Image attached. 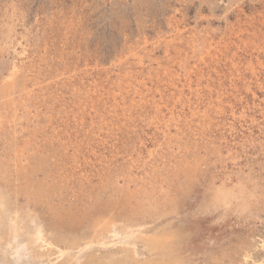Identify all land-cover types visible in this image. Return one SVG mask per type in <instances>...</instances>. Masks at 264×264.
<instances>
[{
    "label": "rangeland",
    "instance_id": "obj_1",
    "mask_svg": "<svg viewBox=\"0 0 264 264\" xmlns=\"http://www.w3.org/2000/svg\"><path fill=\"white\" fill-rule=\"evenodd\" d=\"M0 117V188L35 208L52 240L48 205L167 191L158 203L171 214L136 221L143 234L173 220L184 264H264V0H0ZM103 246L86 253L121 248ZM56 250L50 264L76 255L56 262Z\"/></svg>",
    "mask_w": 264,
    "mask_h": 264
},
{
    "label": "bare ground",
    "instance_id": "obj_2",
    "mask_svg": "<svg viewBox=\"0 0 264 264\" xmlns=\"http://www.w3.org/2000/svg\"><path fill=\"white\" fill-rule=\"evenodd\" d=\"M178 19V18H177ZM174 29V28H172ZM176 30V29H175ZM181 33V31H178ZM178 34V33H177ZM164 38V37H163ZM160 40V39H159ZM174 40V39H173ZM147 41V40H146ZM179 41V40H178ZM149 42V41H148ZM147 42V43H148ZM146 43V42H145ZM180 43V42H179ZM174 47V46H173ZM167 51V50H166ZM209 52V51H208ZM207 52V53H208ZM135 54V53H134ZM126 55V54H125ZM169 57V56H168ZM201 59V57H200ZM169 60V58H168ZM107 62V61H106ZM196 67V65H195ZM19 73V68L14 65L7 77L10 87L15 83V77ZM189 73V72H188ZM75 74V73H74ZM180 74V73H179ZM26 75V74H25ZM25 77V76H24ZM127 77V75H126ZM134 77V76H133ZM180 77V76H179ZM131 79V78H130ZM188 87L191 86V77L187 74ZM170 79L169 82H172ZM25 82V81H24ZM120 83V82H119ZM2 84H4L2 82ZM1 84V85H2ZM24 84V83H22ZM26 84V83H25ZM169 84V83H168ZM5 85V84H4ZM17 85V84H16ZM19 85H21L19 83ZM18 85V86H19ZM175 86V84H172ZM16 86V87H18ZM26 86V85H25ZM185 85H183L184 87ZM11 87V88H12ZM22 87V86H21ZM64 87V86H63ZM177 87V86H176ZM20 88V87H18ZM118 88V87H117ZM137 88V87H136ZM140 88V87H139ZM34 89V88H33ZM198 89V88H197ZM26 90V89H25ZM151 90V89H150ZM16 91V90H15ZM24 91V90H22ZM30 91V90H29ZM157 91V90H156ZM28 92V91H27ZM116 92V91H115ZM26 93V91H25ZM160 93V92H159ZM183 93V92H182ZM9 94V93H8ZM118 94V93H117ZM137 96H142V91L135 90ZM8 96V95H7ZM28 96V95H27ZM202 96V95H201ZM86 97V96H85ZM87 98V97H86ZM32 99V98H31ZM141 99V98H140ZM149 99V98H148ZM129 100V99H128ZM137 100V99H136ZM139 100V99H138ZM144 100V99H143ZM179 101V100H178ZM135 102V101H134ZM148 102V101H147ZM116 103V102H115ZM132 103V102H131ZM136 103V102H135ZM142 103V102H141ZM118 104V103H117ZM139 105V103H137ZM13 105V104H12ZM135 105V104H134ZM136 105V106H138ZM21 106V105H20ZM133 106V105H132ZM140 106V105H139ZM155 106V105H154ZM63 107V106H62ZM110 107V106H109ZM121 107V106H120ZM124 107H126L124 105ZM134 107V106H133ZM13 108V107H12ZM85 108V107H83ZM129 108V107H128ZM137 108V107H136ZM156 108V107H155ZM21 109V108H20ZM53 109V108H52ZM61 109V108H60ZM132 109V108H131ZM10 110V109H9ZM16 110V108H15ZM28 110V109H26ZM50 110V109H49ZM135 110V109H134ZM219 110V109H218ZM78 111V110H77ZM133 111V110H132ZM17 113V112H16ZM28 113V112H26ZM25 113V114H26ZM47 113V112H46ZM65 113V112H64ZM130 113V112H129ZM48 114V113H47ZM125 114V113H124ZM155 114V113H154ZM24 115V114H23ZM70 115V114H69ZM74 115V114H73ZM113 115V114H112ZM21 116V115H19ZM116 116V115H115ZM165 116V115H163ZM66 117V116H65ZM74 117V116H73ZM114 117V116H113ZM180 117V116H179ZM1 118V117H0ZM15 118V117H14ZM20 118V117H19ZM103 118V117H102ZM136 118V117H135ZM152 118V117H151ZM156 118V117H155ZM13 119V118H12ZM49 119V117H48ZM63 119V118H62ZM107 119V118H106ZM144 119V118H143ZM153 119V118H152ZM164 119V118H163ZM19 120V119H18ZM28 120V119H27ZM102 120V119H101ZM117 120V119H116ZM157 120V119H156ZM205 120V119H204ZM2 121V120H1ZM63 121V120H62ZM65 121V119H64ZM83 121V120H82ZM103 121H105L103 119ZM114 121V120H113ZM38 122V121H37ZM91 122V121H90ZM107 122V121H106ZM152 122V120H151ZM150 122V123H151ZM16 123V122H15ZM61 123V122H60ZM124 123V122H123ZM65 124V123H64ZM92 124V123H91ZM111 124V123H110ZM125 124V123H124ZM200 124V123H198ZM113 125V124H112ZM111 125V126H112ZM117 125V124H116ZM155 125V124H154ZM157 125V124H156ZM19 126V125H18ZM107 126V125H106ZM200 126V125H199ZM205 126V125H204ZM44 127V126H43ZM94 127V126H93ZM19 128V127H18ZM17 128V129H18ZM98 128V127H97ZM100 128V127H99ZM112 128V127H111ZM114 128V127H113ZM204 128V127H203ZM16 129V130H17ZM101 129V128H100ZM139 129V128H138ZM144 129V128H143ZM70 130V129H69ZM158 130V129H157ZM169 130V129H168ZM22 131V129H21ZM39 131V130H38ZM103 131V130H102ZM40 132V131H39ZM108 132V131H107ZM21 133V132H20ZM88 133V132H87ZM100 133V131H99ZM53 134V133H52ZM55 135V133H54ZM103 135V134H102ZM57 136V135H56ZM69 136V135H68ZM93 136V135H92ZM95 136V135H94ZM29 137V136H28ZM58 137V136H57ZM64 137V136H63ZM96 137V136H95ZM186 137V136H185ZM15 138V137H14ZM22 138V137H21ZM35 138V136H34ZM97 138V137H96ZM171 138V137H170ZM46 139V138H45ZM86 139V138H85ZM27 140V139H26ZM29 140V139H28ZM166 140V139H165ZM16 141V140H15ZM35 141V140H34ZM71 141V140H70ZM10 143V142H9ZM81 143V142H80ZM88 143V142H87ZM93 143V142H92ZM15 144V143H14ZM31 144V143H30ZM37 144V143H36ZM36 144H34L36 146ZM66 144V143H65ZM77 144V143H76ZM75 144V145H76ZM91 144V143H90ZM171 145V144H170ZM169 145V146H170ZM91 146V145H90ZM8 147V146H7ZM15 147V146H14ZM25 147V146H24ZM27 147V146H26ZM63 147V146H62ZM98 147V146H97ZM168 147V146H165ZM174 147V146H172ZM17 148V145H16ZM19 148V147H18ZM28 148V147H27ZM31 148V147H30ZM41 148V147H40ZM43 148V147H42ZM52 148V146H51ZM120 148V147H119ZM170 148V147H169ZM178 148V147H177ZM10 149V148H9ZM21 149V147H20ZM89 149V148H88ZM93 150V148H91ZM187 149V148H186ZM33 150V148H32ZM38 150V149H37ZM80 150V149H79ZM153 150V149H152ZM181 150V149H180ZM188 150V149H187ZM196 150V149H195ZM17 151V149H16ZM28 151V150H26ZM43 151V150H42ZM46 151V150H45ZM66 151V150H65ZM95 151V149H94ZM97 151V150H96ZM164 151V150H163ZM171 151V150H170ZM174 151V150H173ZM20 152V151H19ZM88 152V151H87ZM152 152V151H151ZM156 152V151H155ZM172 152V151H171ZM33 153V151H32ZM40 153V152H39ZM66 153V152H65ZM91 153V152H90ZM174 153V152H173ZM177 153V152H176ZM181 153V152H180ZM8 154V153H7ZM12 154V153H11ZM28 154V153H27ZM30 154V153H29ZM78 152L75 154L77 156ZM150 154V153H149ZM157 154V153H156ZM155 154V155H156ZM159 154V153H158ZM166 154V153H165ZM175 154V153H174ZM178 154V153H177ZM14 155V153L12 154ZM38 155V154H37ZM44 156V154L42 153ZM50 155V154H49ZM151 155V154H150ZM19 156V155H18ZM29 156V155H28ZM39 156V155H38ZM41 156V158L43 157ZM57 156V155H56ZM67 156V155H66ZM97 156V155H96ZM153 156V155H152ZM176 156V155H175ZM8 157V156H7ZM17 157V156H15ZM32 157V156H31ZM46 157V156H45ZM58 157V156H57ZM60 157V156H59ZM90 157V156H89ZM106 157V156H105ZM141 157V156H140ZM158 157V156H157ZM188 157V156H187ZM6 158V157H5ZM20 158V157H19ZM27 158V155H26ZM38 158V157H37ZM74 158V157H73ZM76 158V157H75ZM131 158V157H130ZM154 158V157H153ZM10 159V158H9ZM6 158V160H9ZM15 159V158H13ZM30 159V157H29ZM28 159V160H29ZM35 159V158H34ZM39 159V158H38ZM78 159V158H77ZM76 159V160H77ZM80 159V158H79ZM91 159V158H90ZM140 159V158H139ZM159 159V158H158ZM162 159V158H161ZM40 160V159H39ZM12 161V160H11ZM14 161V160H13ZM21 161V160H20ZM36 161V160H34ZM33 161V162H34ZM114 161V160H113ZM169 162V159L167 160ZM171 161V160H170ZM26 162V160H25ZM39 162V161H38ZM37 162V164H38ZM68 162V161H67ZM140 162V161H139ZM158 162V161H157ZM180 161H178L179 163ZM4 163V161H3ZM2 163V164H3ZM15 163V162H14ZM24 163V162H23ZM59 163V162H58ZM73 163V162H72ZM177 163V162H176ZM6 164V163H5ZM26 164V163H25ZM57 164V162H56ZM61 164V163H60ZM58 164V165H60ZM74 164V163H73ZM87 164V163H86ZM113 164V163H112ZM163 164V163H162ZM165 164V163H164ZM10 165V164H9ZM54 165V164H53ZM110 165V164H109ZM120 165V164H119ZM144 165V164H143ZM142 165V166H143ZM154 165V164H153ZM166 165V164H165ZM172 165V164H171ZM179 165V164H178ZM189 165V163L187 164ZM13 166V165H12ZM24 166V165H23ZM30 166V165H29ZM36 166V165H35ZM84 166V165H83ZM107 166V165H106ZM118 166V165H117ZM116 166V167H117ZM148 166V165H146ZM5 167V166H4ZM16 167V166H15ZM20 167V165H19ZM81 167V166H80ZM115 167V166H113ZM144 167V166H143ZM153 167V166H151ZM177 167V165H176ZM179 167V166H178ZM191 167V166H190ZM25 168V167H24ZM74 168H76L74 166ZM91 168V167H90ZM110 168V167H109ZM123 168V166H122ZM23 169V168H22ZM21 169V170H22ZM26 169V168H25ZM24 169V171H25ZM44 169V168H43ZM133 169V168H132ZM1 170H3L1 168ZM17 170V169H16ZM19 170V169H18ZM31 170V169H30ZM45 170V169H44ZM63 170V169H62ZM114 170V169H113ZM124 170V169H123ZM131 170V169H130ZM145 170V169H144ZM157 170V169H156ZM155 170V171H156ZM162 170V169H161ZM169 170V169H168ZM15 171V170H13ZM12 171V172H13ZM24 176L25 175V172ZM39 171V170H38ZM84 171V170H83ZM129 171V170H128ZM154 171V172H155ZM159 171V170H158ZM163 171V170H162ZM176 171V170H175ZM180 171V170H179ZM2 172V171H1ZM20 172V171H19ZM27 172V170H26ZM33 172V171H32ZM36 172V171H35ZM46 172V171H45ZM44 172V173H45ZM49 172V171H48ZM47 172V173H48ZM86 172V170H85ZM88 172V171H87ZM95 172V171H94ZM93 172V173H94ZM98 172V171H97ZM106 172V171H105ZM110 172V171H109ZM127 172V171H126ZM160 172V171H159ZM165 172V171H164ZM167 172V170H166ZM7 172H4L6 174ZM51 173V172H50ZM75 173V171H74ZM90 173V172H89ZM92 173V172H91ZM108 173V172H107ZM131 173V172H130ZM170 173V172H169ZM14 174V173H13ZM36 174V173H35ZM110 174V173H109ZM118 174V173H117ZM116 174V175H117ZM120 174V173H119ZM118 174V175H119ZM138 174V173H137ZM136 174V175H137ZM150 174V172H149ZM172 174V173H171ZM177 174V173H176ZM175 174V175H176ZM179 174V173H178ZM3 175V174H2ZM19 175V174H18ZM21 175V174H20ZM38 175V174H37ZM50 175V174H48ZM47 175V177H48ZM88 175V174H87ZM91 175V174H90ZM94 175V174H93ZM108 175V174H106ZM112 175V174H111ZM123 175V174H122ZM133 175V174H132ZM141 175V174H140ZM151 175V174H150ZM155 175V174H152ZM95 176V175H94ZM130 176V175H129ZM147 176V175H146ZM145 176V178H146ZM156 176V175H155ZM167 176V175H165ZM29 177V175H28ZM46 177V178H47ZM50 177V176H49ZM69 177V176H68ZM79 177V176H78ZM101 177V176H100ZM112 177V176H110ZM116 177V176H115ZM126 177V176H125ZM143 177V176H142ZM152 177V176H151ZM31 178V177H30ZM37 178V177H36ZM76 178V177H75ZM82 178V176H81ZM94 178V177H93ZM98 178V176H97ZM102 178V177H101ZM100 178V179H101ZM134 178V177H133ZM148 178V177H147ZM156 178V177H155ZM160 178V177H159ZM168 178V177H167ZM170 178V176H169ZM11 179V178H10ZM14 179V178H13ZM22 179V178H21ZM24 179V177H23ZM22 179V180H23ZM45 179V178H44ZM73 179V178H72ZM87 179V178H86ZM85 179V180H86ZM108 179V178H107ZM113 179V177H112ZM122 178H120L121 180ZM127 180V178H125ZM132 179V178H131ZM140 179V178H139ZM157 179V178H156ZM163 179V178H162ZM166 179V177H165ZM4 180V179H3ZM7 180V179H6ZM15 180V179H14ZM60 180V179H59ZM84 180V179H83ZM93 180V179H92ZM95 180V178H94ZM134 180V179H133ZM149 180V179H148ZM184 180V179H183ZM29 181V180H28ZM51 181V178H50ZM68 181V180H67ZM97 181V180H96ZM108 181V180H107ZM110 181V180H109ZM115 181V180H114ZM129 181V180H128ZM139 181V180H138ZM137 181V182H138ZM141 181V179H140ZM143 181V180H142ZM161 181V180H160ZM5 182V181H4ZM8 182V181H7ZM12 182V181H11ZM10 182V183H11ZM22 182V181H21ZM30 182V181H29ZM28 182V183H29ZM42 182V181H41ZM135 182V181H134ZM157 182V181H155ZM31 183V182H30ZM39 181L37 182V184ZM81 183V182H80ZM93 183V182H92ZM107 183V182H106ZM113 183V182H112ZM122 183V182H121ZM150 183V181H149ZM148 183V184H149ZM26 184V182H25ZM24 184V185H25ZM51 184V183H50ZM84 184V183H83ZM111 184V183H110ZM109 184V185H110ZM114 184V183H113ZM136 184V183H135ZM134 184V185H135ZM5 185V184H4ZM14 185L13 183L9 184ZM28 185V184H27ZM32 185V184H30ZM29 185V186H30ZM36 185V184H35ZM41 185V184H40ZM44 185V184H43ZM89 185V184H88ZM95 185V184H94ZM119 185V184H118ZM117 185V186H118ZM128 185V184H127ZM126 185V187H127ZM133 185V186H134ZM170 185V184H169ZM168 185V187H169ZM3 186V185H2ZM28 186V187H29ZM37 186V185H36ZM39 186V185H38ZM37 186V187H38ZM46 186V185H45ZM68 186V185H67ZM92 186V185H91ZM100 186V185H99ZM121 186V185H120ZM129 186V185H128ZM146 186V185H145ZM148 186V185H147ZM35 187V188H37ZM57 187V186H55ZM54 187V188H55ZM69 187V186H68ZM85 187V186H84ZM89 187V186H88ZM87 187V188H88ZM110 187V186H109ZM124 187V186H122ZM157 187V186H156ZM155 187V188H156ZM20 188V187H18ZM32 188V187H31ZM67 188V187H66ZM86 188V187H85ZM142 188V187H141ZM148 188V187H147ZM152 188V187H151ZM160 188V187H159ZM162 188V187H161ZM160 188V190H161ZM22 189V188H21ZM39 189V188H38ZM46 189V188H44ZM48 189V188H47ZM57 189V188H56ZM64 189V188H63ZM62 189V190H63ZM83 189V188H81ZM98 189V188H97ZM111 189V188H110ZM153 189V188H152ZM9 190V188H8ZM28 190V189H27ZM54 190V189H51ZM65 190V189H64ZM71 190V189H70ZM99 190V189H98ZM118 190V188H117ZM156 190V189H155ZM12 191V190H11ZM21 191V190H20ZM33 191V190H32ZM40 191V190H39ZM38 191V192H39ZM44 191V190H42ZM97 191V190H96ZM112 191V189L110 190ZM157 191V190H156ZM148 189L134 191L133 189H120L106 194L104 192L83 193L81 196L82 205L75 208H65L62 205H48L46 213L50 217V226L55 231L53 240L48 236L45 222L42 221L39 213L29 207H22L13 204L8 192L0 188V264H50L49 253L53 247L56 251V262L65 255L75 252V257H71L69 264H184L183 246L184 240L181 232L173 228V220L163 226H159L152 233L143 234L135 224L136 221L151 219L156 221L166 215L161 205L160 199L170 202L167 191H162L160 197H156L155 192ZM22 192V191H21ZM25 192V191H24ZM37 192V191H36ZM46 192V191H45ZM48 192V191H47ZM53 192V191H52ZM50 191V193H52ZM73 192V191H72ZM33 193V192H32ZM169 193H171L169 191ZM20 194V192H19ZM17 194V195H19ZM26 194V192H25ZM42 194V193H41ZM60 194V193H59ZM68 194V192H67ZM31 195V194H30ZM36 195V194H34ZM38 195V193H37ZM44 195V194H43ZM52 197V194H50ZM58 195V194H57ZM80 195V194H79ZM106 199L104 200L103 197ZM159 195V194H157ZM29 196V195H28ZM49 196V195H47ZM12 197V196H11ZM39 197V196H37ZM46 198V196H44ZM50 197V198H51ZM63 197V196H62ZM102 197V198H100ZM216 199L228 203L231 193L223 188L216 189ZM26 198V197H25ZM32 199V197H30ZM29 198V199H30ZM35 198V197H34ZM41 198V197H40ZM48 198V197H47ZM16 199V197H15ZM14 199V201H15ZM39 199V198H37ZM62 199V198H61ZM64 199V198H63ZM68 199V197H67ZM95 199L93 205L85 201ZM36 200V198L34 199ZM42 200V199H41ZM75 201V200H74ZM36 202V201H35ZM38 202V201H37ZM16 203V202H15ZM39 203V202H38ZM63 203V202H62ZM89 203V202H88ZM163 203V202H162ZM19 204V203H18ZM26 204V203H25ZM47 204V203H45ZM52 204V203H50ZM72 204V203H71ZM164 204V203H163ZM28 205V204H27ZM37 205V204H36ZM39 205V204H38ZM43 206L42 204H40ZM39 205V206H40ZM160 205V206H159ZM169 205V204H168ZM33 206V205H32ZM167 205H164L166 209ZM38 208V206H37ZM41 208V207H39ZM171 208V207H170ZM42 210V209H40ZM167 210V209H166ZM170 212V209H169ZM167 212V213H169ZM171 214V213H169ZM168 215V214H167ZM44 219V218H43ZM47 220V218H45ZM173 219V218H171ZM148 221V220H147ZM146 222V221H145ZM149 224V222H148ZM154 224V223H153ZM47 225V223H46ZM150 225V224H149ZM147 226V224H146ZM49 229V227L47 226ZM51 228V227H50ZM83 228L88 234L83 237L77 235ZM144 228V227H143ZM146 229V228H145ZM84 231V230H83ZM86 231V230H85ZM190 231V230H189ZM82 232V231H81ZM142 234H141V233ZM140 233V234H139ZM71 235V237L66 235ZM82 234V233H79ZM120 245L118 252L110 253L97 258L95 255L86 253L96 245ZM105 247L103 246V249ZM95 249V248H94ZM92 249V250H94ZM109 250V249H108ZM92 252V251H91ZM53 256V257H55ZM52 257V258H53ZM66 257V256H65ZM50 258V260H49ZM70 259V258H69ZM86 260L85 262H83ZM55 263V262H54ZM53 264V263H51Z\"/></svg>",
    "mask_w": 264,
    "mask_h": 264
}]
</instances>
